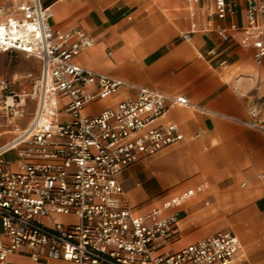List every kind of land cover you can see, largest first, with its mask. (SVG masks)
I'll use <instances>...</instances> for the list:
<instances>
[{
  "label": "built area",
  "instance_id": "built-area-1",
  "mask_svg": "<svg viewBox=\"0 0 264 264\" xmlns=\"http://www.w3.org/2000/svg\"><path fill=\"white\" fill-rule=\"evenodd\" d=\"M207 1L208 14L219 20L236 16L243 4L244 24L232 22L217 34L228 40L229 31L241 32V43L254 48L255 60L264 59V0ZM49 20L42 0H0V52L40 62L28 91L17 94L8 81H0L2 108L36 103L30 124L0 147V264H9L19 250L34 262L239 264L242 248L233 233L174 247L179 223L172 210L193 192L141 215L133 214L122 197L118 175L123 169L183 139L175 124L158 121L169 105L187 106V99L141 88L135 99L85 115L90 103L110 98L125 84L76 65L74 58L94 40L81 29L53 30ZM183 38L190 40V34ZM51 93L67 100L64 121L56 117ZM249 116L245 124L264 131V111L257 104L249 106ZM11 152L15 167L3 159Z\"/></svg>",
  "mask_w": 264,
  "mask_h": 264
},
{
  "label": "crops",
  "instance_id": "crops-1",
  "mask_svg": "<svg viewBox=\"0 0 264 264\" xmlns=\"http://www.w3.org/2000/svg\"><path fill=\"white\" fill-rule=\"evenodd\" d=\"M42 1L53 30L81 29L94 40L73 62L125 84L110 98L90 103L85 115L95 116L123 100L135 99L141 88L188 101L187 106L169 105L158 121L175 124L183 139L144 156L118 175L122 197L132 213L161 208L191 191L193 196L172 210L179 223L174 247L192 244L217 230L185 232L187 225L256 226L242 240L235 234L242 248L239 264H264V258L253 254L254 242L264 236V131L245 124L251 104L264 111V59L255 60L254 48L241 43V32L228 30V40L217 34L232 22L244 24L243 4L236 16L219 20L208 14L207 0L197 4L184 0ZM185 34H190V40L183 38ZM28 58L38 63L40 74V62ZM50 96L57 119L64 121L62 105L67 100ZM30 104L34 111L22 129L33 119L36 103L27 100L22 106L13 105L27 108ZM22 111H14L16 129ZM5 161L15 167L16 154ZM8 263L71 264L34 262L26 250L12 253Z\"/></svg>",
  "mask_w": 264,
  "mask_h": 264
},
{
  "label": "rangeland",
  "instance_id": "rangeland-1",
  "mask_svg": "<svg viewBox=\"0 0 264 264\" xmlns=\"http://www.w3.org/2000/svg\"><path fill=\"white\" fill-rule=\"evenodd\" d=\"M39 75V65L38 63L28 58L26 55L19 52L12 53H2L0 52V80L4 79L9 82L10 89L17 94H21L24 90L31 87L32 82L37 79ZM10 99L8 100L9 104ZM17 109H22L20 112V118L18 123L19 129L14 127L16 119L13 118L14 111ZM34 111L32 104L27 108H0V147L10 140L14 136L16 130H20L26 126L31 118ZM4 160L15 159V152H11L3 157ZM182 218V216H180ZM215 227L217 230L211 234L215 235L217 233H233L236 234L241 240L243 236H249L253 231H256V226H244V225H187L185 226V232L190 229V232H201L207 228ZM244 252L248 256V249L244 242ZM256 245L253 250V254L256 259L261 260L264 258V236L257 239L254 242Z\"/></svg>",
  "mask_w": 264,
  "mask_h": 264
}]
</instances>
